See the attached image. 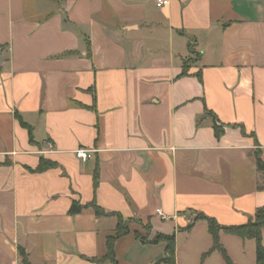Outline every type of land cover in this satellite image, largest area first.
<instances>
[{"label":"crops","instance_id":"1","mask_svg":"<svg viewBox=\"0 0 264 264\" xmlns=\"http://www.w3.org/2000/svg\"><path fill=\"white\" fill-rule=\"evenodd\" d=\"M255 151L264 161V0H0V264H22L19 247L30 264H112L117 214L116 264H154L160 234L175 264H224L200 216L253 220ZM41 158L55 165L37 171ZM73 201L107 215H71ZM217 243L256 264L254 239L219 229Z\"/></svg>","mask_w":264,"mask_h":264},{"label":"trees","instance_id":"2","mask_svg":"<svg viewBox=\"0 0 264 264\" xmlns=\"http://www.w3.org/2000/svg\"><path fill=\"white\" fill-rule=\"evenodd\" d=\"M187 66L188 61L183 64L182 70L180 75H185L187 73ZM210 113V112H209ZM212 115L213 119V129L215 135L217 137L220 136L222 129L221 126L217 123L216 117ZM17 118L19 119L20 123L23 126L27 127V124L20 118L17 114ZM255 158V166L256 169L261 173L263 183L259 186V188L264 187V161L261 159L260 154L258 151L254 153ZM55 165L54 162L48 161L46 159L41 158L39 165L37 166V171H43L48 167H53ZM97 183V171L94 172V184ZM91 208L95 215L97 216H105L107 213L100 208L94 201L81 204L78 201H73L71 206L69 207V214L74 215L80 213L84 209ZM117 225L112 234L106 237V254L103 260H109L112 264H116V259L113 250V243L116 238L120 237L121 235L126 234L129 231L128 222L129 220H124L121 215L117 214ZM208 222L209 230L215 239V244L213 249H218L222 254L224 259V264H234L231 259L227 256L226 251L217 243V232L219 229H224L226 232L241 236L243 238H250L254 239L255 241V263L256 264H264V245L261 241V230L264 228V207L259 208L255 212V216L253 220L249 221L246 224L234 226V227H220L214 220L207 218L205 216H200ZM138 238L142 241H146L145 237L138 235ZM155 241H163L165 243V252L164 256L157 260L154 264H175V245H174V235H157L154 239ZM19 254L21 256V263L22 264H30L27 258V254L25 250L19 247ZM102 259L92 258L91 261L100 262L103 261Z\"/></svg>","mask_w":264,"mask_h":264},{"label":"built area","instance_id":"3","mask_svg":"<svg viewBox=\"0 0 264 264\" xmlns=\"http://www.w3.org/2000/svg\"><path fill=\"white\" fill-rule=\"evenodd\" d=\"M169 2H170V0H155V5H156L157 7H164V6L168 5ZM74 153H75V156H76L77 158H80V159H82V160H85V159L91 157V152H90V150L83 149V148H79V149L75 150ZM156 214H157V215H160L161 217H163L162 214H161V211H160V210H157V211H156Z\"/></svg>","mask_w":264,"mask_h":264}]
</instances>
